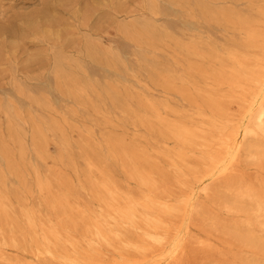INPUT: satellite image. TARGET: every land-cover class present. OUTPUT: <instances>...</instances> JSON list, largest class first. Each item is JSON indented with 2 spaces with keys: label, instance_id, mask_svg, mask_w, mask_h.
<instances>
[{
  "label": "bare ground",
  "instance_id": "bare-ground-1",
  "mask_svg": "<svg viewBox=\"0 0 264 264\" xmlns=\"http://www.w3.org/2000/svg\"><path fill=\"white\" fill-rule=\"evenodd\" d=\"M226 1L244 8L217 6ZM199 11L205 29L215 25L233 37L222 45L192 39L182 49V73L152 71L178 102H122L125 118L148 136L141 146L108 141L111 161L137 190L88 158L81 190L99 211L75 204L64 177L47 178L38 184L53 214L43 220L19 199L25 230L15 215L11 174L0 169V264H15L9 253L27 242L35 264H264V0H203ZM3 19L0 5V25ZM23 25L21 36L28 28L59 37L34 20ZM140 56L151 69L153 61ZM18 94L23 100L24 88ZM118 97L113 92V102ZM14 103L7 95L0 109L9 113ZM200 193L205 202L195 205Z\"/></svg>",
  "mask_w": 264,
  "mask_h": 264
},
{
  "label": "rangeland",
  "instance_id": "rangeland-1",
  "mask_svg": "<svg viewBox=\"0 0 264 264\" xmlns=\"http://www.w3.org/2000/svg\"><path fill=\"white\" fill-rule=\"evenodd\" d=\"M202 2L0 0L4 17L0 56L5 60L0 62V99L8 95L15 102L9 113L0 109V155L6 158H0V169L11 174L15 215L25 230L19 201L43 220L53 214L45 203L49 195L38 184L47 178L64 177L75 204L99 211L89 193L81 190L88 158L101 161L116 172L120 184L137 190L122 174L120 164L111 161L108 141L117 138L141 146L148 136L125 118L122 102L132 108L178 102L153 72L182 73L181 68L188 65L182 51L186 43L196 39L222 45L233 37L215 25L204 28ZM227 2L217 6L244 8L242 2ZM100 10H105L104 16ZM46 17L53 18L52 26L44 23ZM25 19L36 21L40 28L50 27L59 37L46 39L28 28L21 36ZM9 28L14 31L6 32ZM89 52L94 56H88ZM141 53L153 61L151 69ZM35 55L42 58L32 61ZM22 88L26 94L19 101ZM113 92L119 102H113ZM249 167V172L255 171ZM203 202L202 194H197L195 205ZM27 243L9 253L13 263L35 264Z\"/></svg>",
  "mask_w": 264,
  "mask_h": 264
}]
</instances>
